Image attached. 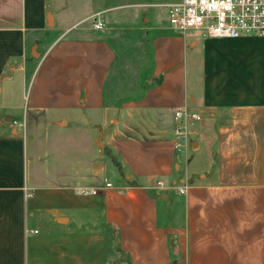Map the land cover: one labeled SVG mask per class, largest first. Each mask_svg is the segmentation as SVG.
Here are the masks:
<instances>
[{
	"label": "crops",
	"instance_id": "crops-1",
	"mask_svg": "<svg viewBox=\"0 0 264 264\" xmlns=\"http://www.w3.org/2000/svg\"><path fill=\"white\" fill-rule=\"evenodd\" d=\"M177 1L0 0V264H264V36L180 33ZM127 10L153 83L111 104Z\"/></svg>",
	"mask_w": 264,
	"mask_h": 264
},
{
	"label": "built area",
	"instance_id": "built-area-1",
	"mask_svg": "<svg viewBox=\"0 0 264 264\" xmlns=\"http://www.w3.org/2000/svg\"><path fill=\"white\" fill-rule=\"evenodd\" d=\"M168 23L180 33L199 30L211 38L264 36V0H179L168 6ZM92 26L95 30L103 28L98 19ZM173 119L174 146L178 149L188 136V124L200 122L201 116L183 106L174 111ZM96 193V189L78 191L83 196Z\"/></svg>",
	"mask_w": 264,
	"mask_h": 264
},
{
	"label": "rangeland",
	"instance_id": "rangeland-1",
	"mask_svg": "<svg viewBox=\"0 0 264 264\" xmlns=\"http://www.w3.org/2000/svg\"><path fill=\"white\" fill-rule=\"evenodd\" d=\"M145 16L127 10L115 14L106 25L103 34L115 51V61L105 83L107 103L136 100L153 83L152 38L156 31L146 25ZM163 18L168 22V15Z\"/></svg>",
	"mask_w": 264,
	"mask_h": 264
}]
</instances>
